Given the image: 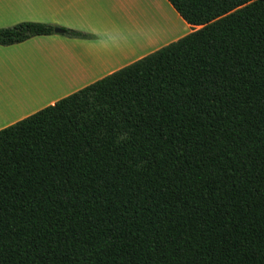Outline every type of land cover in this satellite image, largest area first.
<instances>
[{
	"label": "trees",
	"instance_id": "1",
	"mask_svg": "<svg viewBox=\"0 0 264 264\" xmlns=\"http://www.w3.org/2000/svg\"><path fill=\"white\" fill-rule=\"evenodd\" d=\"M168 1L198 29L0 131V264H264V0Z\"/></svg>",
	"mask_w": 264,
	"mask_h": 264
},
{
	"label": "crops",
	"instance_id": "2",
	"mask_svg": "<svg viewBox=\"0 0 264 264\" xmlns=\"http://www.w3.org/2000/svg\"><path fill=\"white\" fill-rule=\"evenodd\" d=\"M72 29L0 46V131L192 33L168 0H0V28Z\"/></svg>",
	"mask_w": 264,
	"mask_h": 264
},
{
	"label": "water",
	"instance_id": "3",
	"mask_svg": "<svg viewBox=\"0 0 264 264\" xmlns=\"http://www.w3.org/2000/svg\"><path fill=\"white\" fill-rule=\"evenodd\" d=\"M55 33H57V34H62V33H63V30L56 28V29H55Z\"/></svg>",
	"mask_w": 264,
	"mask_h": 264
},
{
	"label": "rangeland",
	"instance_id": "4",
	"mask_svg": "<svg viewBox=\"0 0 264 264\" xmlns=\"http://www.w3.org/2000/svg\"><path fill=\"white\" fill-rule=\"evenodd\" d=\"M21 23H23V22H21ZM19 24V23H18ZM16 25V24H15ZM14 25H12V26H10V25H8V27L6 26V27H3V28H9V27H13ZM3 28H0V29H3ZM194 29H198V28H194V27H192V30H194ZM54 32H55V30H54Z\"/></svg>",
	"mask_w": 264,
	"mask_h": 264
}]
</instances>
